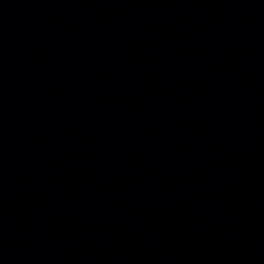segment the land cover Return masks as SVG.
<instances>
[{
    "label": "water",
    "instance_id": "water-1",
    "mask_svg": "<svg viewBox=\"0 0 264 264\" xmlns=\"http://www.w3.org/2000/svg\"><path fill=\"white\" fill-rule=\"evenodd\" d=\"M0 264H264V0H0Z\"/></svg>",
    "mask_w": 264,
    "mask_h": 264
}]
</instances>
